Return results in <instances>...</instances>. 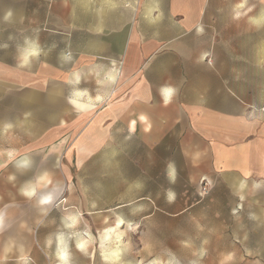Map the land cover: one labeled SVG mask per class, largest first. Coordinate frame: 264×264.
Here are the masks:
<instances>
[{
    "label": "crops",
    "instance_id": "crops-1",
    "mask_svg": "<svg viewBox=\"0 0 264 264\" xmlns=\"http://www.w3.org/2000/svg\"><path fill=\"white\" fill-rule=\"evenodd\" d=\"M237 2L0 0V88L44 97L54 122L39 135L80 136L76 157L64 166L81 169L91 157L95 167L121 158L137 165L156 153L163 169L173 167L189 183L242 192L241 182L264 183V117L246 93L261 86L264 26L249 17L264 3L248 0L256 7L234 20ZM26 39L37 40L42 52L20 67ZM109 71L115 82L98 84ZM73 72L78 84L69 83ZM255 72L257 84L250 82ZM165 86L177 90L168 104ZM84 90L94 103L81 97L77 109L69 97ZM109 199L113 209L131 204Z\"/></svg>",
    "mask_w": 264,
    "mask_h": 264
},
{
    "label": "rangeland",
    "instance_id": "rangeland-1",
    "mask_svg": "<svg viewBox=\"0 0 264 264\" xmlns=\"http://www.w3.org/2000/svg\"><path fill=\"white\" fill-rule=\"evenodd\" d=\"M261 42V86L246 87V93L264 117L263 38ZM250 82L257 84L256 72ZM43 99L29 89L0 88V151L16 149L20 153L17 159L27 155L32 160L28 170L18 169L15 161L0 168V210L6 213L8 224L0 231V254L11 245L7 264H19L18 258L24 254L30 264H55L56 236L61 231L68 237L72 264H107L101 237L115 226L117 217L125 221L117 230L124 233L119 241L120 264H169L173 260L176 264H264V183L258 188V183H245L243 193L236 185L231 190L219 182L207 184L204 190V180L189 183L187 177L178 178L173 167L163 169L156 153H149L148 161L143 159L137 165L121 158L106 159L103 167H95L91 157L81 169L64 166L76 157L80 136L39 135L50 131L48 125L54 122ZM9 123L13 127L4 131ZM5 159L0 156V163ZM44 172L54 184H61L62 194L68 196L63 204L60 199L44 206L49 209L46 213L38 200L52 185L39 188L32 199L19 193L26 182L35 181ZM9 175L15 180L10 182ZM113 194L118 203L131 204L110 208L115 202L109 199ZM141 194L147 199H135ZM66 210L82 213L81 223L73 230L80 235L69 236V230L63 228ZM84 231L90 232L93 244L81 253L75 245ZM116 246L113 236L106 247Z\"/></svg>",
    "mask_w": 264,
    "mask_h": 264
},
{
    "label": "clouds",
    "instance_id": "clouds-1",
    "mask_svg": "<svg viewBox=\"0 0 264 264\" xmlns=\"http://www.w3.org/2000/svg\"><path fill=\"white\" fill-rule=\"evenodd\" d=\"M262 3H264V0H261ZM256 7L255 4H249L248 0H238L236 4L233 5L232 9V18L234 20H239L242 17H245L248 15V13H251L253 9ZM249 22L259 28L261 26H264V11L261 12L260 15L255 17H249ZM198 31H202V29H198ZM26 47L22 50L21 55L19 57V66L20 67H30L31 61L35 58H38L42 52V49L37 42V40H25ZM6 47V46H5ZM62 59L67 62L72 59V53L68 52L62 56ZM73 79L69 81V83L78 84L80 82V74L78 72L72 73ZM116 80V74L114 71H109L105 74L104 80L97 81L98 84H104L107 83H113ZM161 96L163 98V101L165 104H168L172 101V98L176 94V89L171 86H165L161 88ZM84 97L87 99L88 103L92 104L94 101L89 97L87 90L84 91H74L72 96L69 97V103L72 104L77 109H82L83 105L81 104L80 98ZM102 99V96L97 95L95 97V101H100ZM13 127L12 124H5L4 125V131H8ZM56 149H52V151H55ZM0 156L6 157L3 163H0V168H4L7 166L8 163H11L13 161L16 162V167L21 170H28L32 166V160L29 156L24 155L20 159H17L18 156H20V153L16 149H5L0 151ZM170 176L172 175L170 171ZM250 173L244 172V176L247 177ZM14 175H9L8 180L14 181L15 180ZM49 185H52L51 191L43 194L40 196L38 200V204L42 207V211L45 213L49 210L47 207L44 206H51L54 201L57 200L58 197H60L64 191L63 186L59 183L54 184L51 175L48 172L42 173L40 176H38L35 181H28L26 182L20 189L19 193L21 196L25 197L26 199H32L37 195V190L39 188H47ZM245 185L243 182H241L240 187L243 188ZM255 187H260L259 184L255 185ZM171 198V194H169ZM241 200L244 199L243 196L240 197ZM61 204L65 203V201L61 200ZM67 211V210H66ZM6 213L3 210H0V231H3L8 227V224L6 223ZM82 213L79 210L74 211H67V214L62 219L63 228L69 230V236L72 235H80L79 233L73 231L77 228V226L82 221ZM124 219L117 217L116 224L112 228H108L104 231L102 234L101 240H102V247L104 248V251L102 253V257L104 261L107 262V264H120V257H121V251L122 249L119 246V241L121 236L124 235L123 232L117 231L120 228V225L124 224ZM129 228L132 227L131 224L128 225ZM115 237V243L116 247L114 248H108L106 245L111 242L112 237ZM56 239L58 241V246L55 251V258L57 261V264H72V253L70 251L69 245H68V237L64 234L63 231L59 232L56 236ZM52 243L51 238L48 240V244L50 245ZM93 244V237L88 231H84L83 236L80 240L76 242V249L80 251L81 253H86L87 248L90 247ZM124 250L127 249V245H124ZM12 247L11 245L6 246L3 249V253L0 254V264H7V260L9 258L8 253L11 252ZM203 255V252L200 253ZM19 264H30L29 257L24 254L21 255L18 258ZM153 264H157V262H153ZM169 264H176V262L170 261Z\"/></svg>",
    "mask_w": 264,
    "mask_h": 264
},
{
    "label": "built area",
    "instance_id": "built-area-1",
    "mask_svg": "<svg viewBox=\"0 0 264 264\" xmlns=\"http://www.w3.org/2000/svg\"><path fill=\"white\" fill-rule=\"evenodd\" d=\"M203 181V180H202ZM202 184H203V189L205 190L206 189V185L208 184L207 183V180H204L203 182H202Z\"/></svg>",
    "mask_w": 264,
    "mask_h": 264
}]
</instances>
